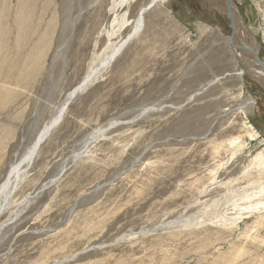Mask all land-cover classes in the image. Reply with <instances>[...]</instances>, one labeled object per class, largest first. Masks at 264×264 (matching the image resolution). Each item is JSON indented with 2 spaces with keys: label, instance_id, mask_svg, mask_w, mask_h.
I'll return each mask as SVG.
<instances>
[{
  "label": "rangeland",
  "instance_id": "rangeland-1",
  "mask_svg": "<svg viewBox=\"0 0 264 264\" xmlns=\"http://www.w3.org/2000/svg\"><path fill=\"white\" fill-rule=\"evenodd\" d=\"M152 1L0 0V189L101 70L0 198V264H264V85L210 0ZM229 2L264 61V0Z\"/></svg>",
  "mask_w": 264,
  "mask_h": 264
},
{
  "label": "bare ground",
  "instance_id": "bare-ground-1",
  "mask_svg": "<svg viewBox=\"0 0 264 264\" xmlns=\"http://www.w3.org/2000/svg\"><path fill=\"white\" fill-rule=\"evenodd\" d=\"M159 0H153L152 4L158 2ZM162 1H167V0H162ZM211 1V6L215 7L218 12H220L223 15H227L231 19V11L230 8L233 10V14H237V9L235 8V5L229 2L228 0H210ZM148 8L142 9L139 14L136 17V20L133 23V31L132 33L127 37V39L118 47L116 48L104 61L102 69L107 68L109 65H111L114 60L121 54V52L124 50V48L128 45L131 39L135 38L136 36L141 33L143 30V17ZM237 21H236V30L238 36L235 38L234 41V47L233 51L235 52L234 55L238 59V61L241 63V65H245V69L249 74L252 75V77H256L263 85H264V69L258 66L254 60L251 58L249 53L243 52L241 49V45L246 46V48L255 55H258L256 43L254 42L252 36H251V31H249L243 23H240L238 20V16L235 15ZM23 25L20 23V30H22ZM36 28V27H35ZM34 28V29H35ZM251 32V33H250ZM28 35V39H32L34 36L32 33H30L29 29L27 28V33L22 31V35L20 36L19 42L21 44H25L27 38L24 39V35ZM239 35L241 37H239ZM238 46V47H237ZM256 47V49L254 48ZM237 48H240L242 50V54L237 52ZM256 50V52H255ZM250 57H249V56ZM259 56V55H258ZM250 59H249V58ZM258 66V67H257ZM256 67L258 68V72L253 73V71L249 70L248 68H253ZM101 72V70H95L93 72H90L86 75V77L83 79V81L70 93L68 94L65 102L62 105L61 110L57 113V115L49 121L44 128L41 130V132L38 134L37 139L35 140L34 144L32 147L29 149L28 153L26 154L25 158L18 163L16 166H14L6 180V183L1 187L0 189V198L5 197L10 190L11 186L13 184H17L21 177L22 174L26 172L27 168L30 167V165L33 162V159L36 157V155L39 152L41 144L45 141V139L50 135L51 131L56 128L57 124L59 123L60 119L63 117L65 114L67 107L69 106V103L72 101V99L76 98L78 95L83 94L88 88H90L97 80V75ZM255 72V71H254ZM24 166H26V169H24ZM2 208V207H1ZM0 208V209H1Z\"/></svg>",
  "mask_w": 264,
  "mask_h": 264
},
{
  "label": "water",
  "instance_id": "water-1",
  "mask_svg": "<svg viewBox=\"0 0 264 264\" xmlns=\"http://www.w3.org/2000/svg\"><path fill=\"white\" fill-rule=\"evenodd\" d=\"M229 1V0H228ZM233 9L230 8V11L232 12L231 14V25H232V28H233V35H232V48L234 47V41H235V38L238 36L237 34V30H236V17H235V14H233ZM241 49L243 50V52H246V53H249V55L251 56V58L254 60V62L260 66L261 68L264 69V61L260 59V57L258 55H255V54H252L247 48L246 46L244 45H241ZM234 52V51H233Z\"/></svg>",
  "mask_w": 264,
  "mask_h": 264
}]
</instances>
